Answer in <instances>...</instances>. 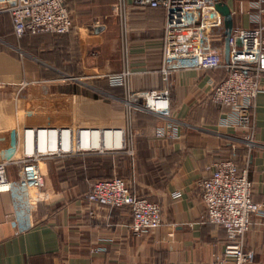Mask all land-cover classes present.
<instances>
[{
	"label": "crops",
	"instance_id": "1",
	"mask_svg": "<svg viewBox=\"0 0 264 264\" xmlns=\"http://www.w3.org/2000/svg\"><path fill=\"white\" fill-rule=\"evenodd\" d=\"M221 1L231 9L234 27L255 26L252 0ZM67 8L70 33L28 34L25 42L17 41L10 16L0 14V88L17 81L49 82L47 89L57 99L77 101L85 123L116 119V127L128 119L129 90L168 88L181 136L158 139L155 131L166 119L138 111L141 116L131 117L134 155L106 151L49 159L41 192L48 197L32 211L20 188L0 193V264H211L227 244L226 231L203 218L200 183L210 176L212 163L231 158L243 168L248 160L253 198L264 201V75L251 114L250 147L247 130L221 125L231 111L210 99L225 68L181 70L163 80L164 10L137 7L133 0H67ZM224 32L218 46L225 50ZM10 40L17 41L18 52L6 46ZM127 70L131 75L123 84L110 82L108 75ZM8 174L17 179L15 167ZM119 175L135 193L161 205L160 227L137 235L128 207L86 198L95 181ZM245 247L264 264V214L253 216Z\"/></svg>",
	"mask_w": 264,
	"mask_h": 264
},
{
	"label": "built area",
	"instance_id": "2",
	"mask_svg": "<svg viewBox=\"0 0 264 264\" xmlns=\"http://www.w3.org/2000/svg\"><path fill=\"white\" fill-rule=\"evenodd\" d=\"M66 1L0 0V14L10 16L14 34L19 40L26 33L62 35L70 33L73 27ZM133 1L136 6L162 8L165 11L160 69L164 81L181 70H227L224 80L212 84L210 99L215 105L231 111L222 119L221 125L247 130L245 139L252 147L254 134L251 114L257 96L263 91L264 0H252L251 19L255 26L233 28L229 39V63L224 61L223 46H218L223 36L224 17L217 10L215 0ZM130 75L131 72L127 70L108 77L112 84L121 85ZM28 84L22 81L20 86L23 89ZM56 97L49 89L23 96V106H15L16 128L7 132L10 140L1 142L0 193H13L20 188V192L27 194L31 211L39 201L48 197L41 192L48 175L49 159L106 151H123L134 155L133 113L145 111L166 119V124L155 131L158 139L181 136L177 122L172 119L168 88L129 90L124 99L128 119L121 127L85 123L82 115L80 119L71 120L72 103ZM15 99L18 101V97ZM95 132L99 136L103 134V137L109 133V147H94ZM116 132H119V137ZM11 166L17 169L16 180L9 177L8 169ZM209 169L210 176L200 183L205 204L203 218L222 227L227 233L225 251L214 255L211 264H260L255 261V252L245 247L253 216L264 214V201L256 202L253 198L248 160L241 168L231 158L219 159ZM86 198L110 208L128 207L133 216L130 228L137 235L146 234L162 224L161 205L135 193L124 177L114 176L96 181Z\"/></svg>",
	"mask_w": 264,
	"mask_h": 264
},
{
	"label": "rangeland",
	"instance_id": "3",
	"mask_svg": "<svg viewBox=\"0 0 264 264\" xmlns=\"http://www.w3.org/2000/svg\"><path fill=\"white\" fill-rule=\"evenodd\" d=\"M10 41H8L10 43V45H6V46L10 47V49L12 51H14V53L18 52L17 47H19V46L16 45V43H15L16 40H10ZM17 41L22 42L23 39L22 40L18 39ZM23 42H25V41H23ZM3 45H4V43H2V46ZM88 81H90V80H88ZM21 82L17 81L16 83H14L10 86H3L0 88V96L3 93L2 97H0V147L2 146V144H1L2 141L5 142L6 140L7 141L10 140V136L7 135L8 134L7 132H10L9 129L16 128L17 117H16V113H15V106L16 107H22L23 106L22 105L23 96H25L26 94H39L42 91V87L44 88L43 91H45L48 88V85L50 84L49 82H46V81H44V83H34L36 81H27L29 84L22 89V86H20ZM17 97H18V101H16V99H15ZM71 103H72V112H71L72 118H71V120H73L74 118L80 119V115H82V118H84V115H83L84 113L79 111V109L76 105V104H78L77 101L75 99H72ZM125 107H126V105L124 106V109H125ZM122 116H123V114H122ZM124 116H126V112H125ZM89 120H94V118H87V123H89L88 122ZM115 120L110 119L107 122V125L114 124L116 122ZM94 123H96V121H94L90 124H94ZM118 123H121V124L125 123L124 118H121L120 122H118Z\"/></svg>",
	"mask_w": 264,
	"mask_h": 264
},
{
	"label": "water",
	"instance_id": "4",
	"mask_svg": "<svg viewBox=\"0 0 264 264\" xmlns=\"http://www.w3.org/2000/svg\"><path fill=\"white\" fill-rule=\"evenodd\" d=\"M215 6L217 10L222 14L224 17V35H225V50H224V61L225 63H229L230 58V46H229V39L230 35L234 28V20L231 9L229 6L222 2L221 0H215Z\"/></svg>",
	"mask_w": 264,
	"mask_h": 264
},
{
	"label": "bare ground",
	"instance_id": "5",
	"mask_svg": "<svg viewBox=\"0 0 264 264\" xmlns=\"http://www.w3.org/2000/svg\"><path fill=\"white\" fill-rule=\"evenodd\" d=\"M110 133H114V132H110ZM116 133H117L116 135H118V137H119V135H120L119 132H116ZM95 137H96V143L94 145L95 148L109 147L108 142H107L109 139V133L108 132L105 134V137H103V134H101L99 136V134L97 132H95ZM103 139H104V142H103Z\"/></svg>",
	"mask_w": 264,
	"mask_h": 264
},
{
	"label": "trees",
	"instance_id": "6",
	"mask_svg": "<svg viewBox=\"0 0 264 264\" xmlns=\"http://www.w3.org/2000/svg\"><path fill=\"white\" fill-rule=\"evenodd\" d=\"M66 6H67V1H66ZM137 7H140V6H137ZM142 8H151V7H142ZM152 9H161V10H163L162 8H152ZM73 28V27H72ZM33 35V34H31V33H26V36L27 35ZM54 35H57V36H62V35H64V34H62V35H60V34H55V33H53ZM35 36H38V35H35ZM227 77V74H226V76H224L223 77V79L222 80H224L225 78ZM222 80H220V81H217L216 83H219V82H221ZM141 114H142V112H137L134 116H135V118L136 117H139V116H141ZM119 176H121V175H119ZM114 177V176H113ZM113 177H110V178H104V179H111V178H113ZM122 177V176H121ZM104 179H99V180H104ZM98 181V180H97ZM96 182V181H95ZM94 182V183H95ZM222 228V227H221ZM225 230V229H224Z\"/></svg>",
	"mask_w": 264,
	"mask_h": 264
}]
</instances>
